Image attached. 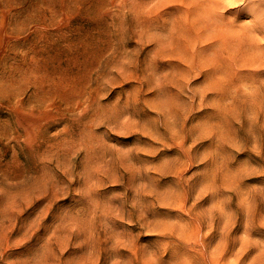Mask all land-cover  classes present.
<instances>
[{
	"label": "rangeland",
	"instance_id": "1",
	"mask_svg": "<svg viewBox=\"0 0 264 264\" xmlns=\"http://www.w3.org/2000/svg\"><path fill=\"white\" fill-rule=\"evenodd\" d=\"M0 264H264V0H0Z\"/></svg>",
	"mask_w": 264,
	"mask_h": 264
},
{
	"label": "snow or ice",
	"instance_id": "2",
	"mask_svg": "<svg viewBox=\"0 0 264 264\" xmlns=\"http://www.w3.org/2000/svg\"><path fill=\"white\" fill-rule=\"evenodd\" d=\"M234 11H240L239 9H235Z\"/></svg>",
	"mask_w": 264,
	"mask_h": 264
}]
</instances>
